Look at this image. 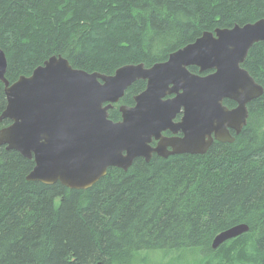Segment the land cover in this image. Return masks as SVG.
<instances>
[{"label":"trees","instance_id":"obj_1","mask_svg":"<svg viewBox=\"0 0 264 264\" xmlns=\"http://www.w3.org/2000/svg\"><path fill=\"white\" fill-rule=\"evenodd\" d=\"M262 17L264 0H0L5 77L29 76L54 55L106 75L150 67L205 31ZM242 66L263 93L247 104L234 141H214L204 154L138 157L70 189L27 180L33 159L0 146V264H131L139 250L188 248L204 264H264V41ZM144 88L135 81L119 102L131 105ZM5 106L0 81V114ZM108 114L120 119L116 106ZM9 124L0 120V129ZM239 223L249 230L212 248Z\"/></svg>","mask_w":264,"mask_h":264},{"label":"water","instance_id":"obj_2","mask_svg":"<svg viewBox=\"0 0 264 264\" xmlns=\"http://www.w3.org/2000/svg\"><path fill=\"white\" fill-rule=\"evenodd\" d=\"M259 41H264V18L205 31L150 67L125 64L106 75L74 68L54 55L13 83L5 77L7 59L0 48L6 97L0 120H10L0 129V146L33 159L27 180L70 189H86L109 167L126 170L135 158L148 161L153 153L164 158L204 154L214 141L233 142L230 130L240 133L247 104L263 93L242 66ZM137 80L145 81V88L133 97L134 105L120 106V119H110L108 112ZM225 100L235 106L227 107ZM179 113L180 121L174 122ZM166 130L181 136L166 137ZM248 230L245 223L230 226L211 246L216 249Z\"/></svg>","mask_w":264,"mask_h":264},{"label":"rangeland","instance_id":"obj_3","mask_svg":"<svg viewBox=\"0 0 264 264\" xmlns=\"http://www.w3.org/2000/svg\"><path fill=\"white\" fill-rule=\"evenodd\" d=\"M206 257L199 255L198 250L188 249H155L139 250L131 264H204Z\"/></svg>","mask_w":264,"mask_h":264},{"label":"flooded vegetation","instance_id":"obj_4","mask_svg":"<svg viewBox=\"0 0 264 264\" xmlns=\"http://www.w3.org/2000/svg\"><path fill=\"white\" fill-rule=\"evenodd\" d=\"M121 100V99H120ZM119 100V101H120ZM116 102L115 104H114V106L113 107H117V110H118V112H119V107L120 106H122V105H124V104H121L120 102ZM226 101H228V100H226ZM223 104L224 105H226L227 107H229L228 106V104H226L225 103V101H223ZM134 105V100H133V102H132V104L131 105H126V106H133ZM235 106V104H233V105H231L229 108H232V107H234ZM180 119H181V114L179 113V114H177L176 116H175V118H174V122H178V121H180ZM230 132L232 133L233 132V130H230ZM164 136H166V137H180L181 136V133L179 132V133H177V134H173L171 131H169V130H166V131H164L163 133H162ZM156 143H157V141L156 140H154V141H152V146H155L156 145ZM153 154H155V153H153ZM152 154V155H153ZM155 155H157V154H155ZM170 156V155H169ZM152 157V156H151Z\"/></svg>","mask_w":264,"mask_h":264},{"label":"bare ground","instance_id":"obj_5","mask_svg":"<svg viewBox=\"0 0 264 264\" xmlns=\"http://www.w3.org/2000/svg\"><path fill=\"white\" fill-rule=\"evenodd\" d=\"M262 18H264V17H262ZM262 18H259V19H262ZM259 19H258V20H259ZM256 21H257V20H256ZM233 133H234V131H233ZM233 141H234V140H233ZM218 142H220V141H218ZM230 143H231V142H230ZM243 234H244V233H243Z\"/></svg>","mask_w":264,"mask_h":264}]
</instances>
